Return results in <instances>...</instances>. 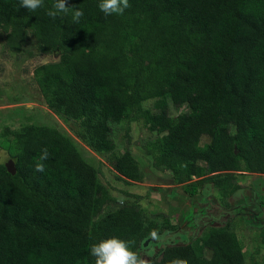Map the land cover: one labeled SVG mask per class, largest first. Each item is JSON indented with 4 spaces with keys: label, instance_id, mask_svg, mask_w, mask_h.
Masks as SVG:
<instances>
[{
    "label": "trees",
    "instance_id": "16d2710c",
    "mask_svg": "<svg viewBox=\"0 0 264 264\" xmlns=\"http://www.w3.org/2000/svg\"><path fill=\"white\" fill-rule=\"evenodd\" d=\"M53 2L29 12L0 0L5 47L21 53L33 36L40 53L60 55L35 69L41 95L54 114L79 123L78 137L120 176L143 178L131 157L116 154L115 127L139 121L172 131L143 146L176 184L197 179L191 195L211 187L229 208L243 188L238 172L264 174V0H129L123 16H105L100 0H66L83 10L78 24L71 12L49 17ZM171 105L186 109L181 120ZM13 136L16 174L0 164V264H95L91 246L111 237L135 241L142 255L156 227L145 226L136 203L105 213L115 200L70 138L35 124ZM45 148V170L36 172ZM174 258L247 264L223 227L165 247L148 264Z\"/></svg>",
    "mask_w": 264,
    "mask_h": 264
},
{
    "label": "rangeland",
    "instance_id": "374dc122",
    "mask_svg": "<svg viewBox=\"0 0 264 264\" xmlns=\"http://www.w3.org/2000/svg\"><path fill=\"white\" fill-rule=\"evenodd\" d=\"M59 59V54L40 53L33 36L21 53L9 51L0 28V164L13 160L17 152L15 132L32 124L55 128L72 140L110 191L115 202L105 213L126 201L136 203L145 226L156 227L157 233L160 231L162 239L151 237L143 244L142 256L148 262L165 247L191 243L208 229L223 227L239 239L247 264H264V174L238 172L243 188L230 200L229 208H225L227 203L222 193L211 187L198 186L197 193L191 195L188 184L197 179L176 184L169 172L154 166V158L143 146L156 136L171 137L172 131L165 132L161 128L149 131L145 123L139 121L123 122L115 127L120 133L116 154L131 157L132 169L142 170L143 178L135 182L120 176L108 157L94 153L78 137L79 123L54 114L41 95L35 69ZM170 111L181 120L186 109L179 111L171 105ZM204 141L207 142V138Z\"/></svg>",
    "mask_w": 264,
    "mask_h": 264
},
{
    "label": "clouds",
    "instance_id": "9594fccd",
    "mask_svg": "<svg viewBox=\"0 0 264 264\" xmlns=\"http://www.w3.org/2000/svg\"><path fill=\"white\" fill-rule=\"evenodd\" d=\"M19 5L29 12H35L44 6V0H19ZM130 7L129 0H100L98 4L99 10L105 16H123ZM70 12L72 23L78 24L84 15L83 10L75 6H68L66 0H54L51 9L46 14L55 19L58 15H68ZM48 157L47 149H42L39 161L35 164L36 172H44L45 164L43 161L47 160ZM151 236L154 239H162L155 231L151 233ZM134 246L135 241L133 240L111 237L93 244L90 255L95 257V264H148V261L138 251L134 250ZM168 264H188V262L185 259L174 258L168 261Z\"/></svg>",
    "mask_w": 264,
    "mask_h": 264
},
{
    "label": "water",
    "instance_id": "95a60500",
    "mask_svg": "<svg viewBox=\"0 0 264 264\" xmlns=\"http://www.w3.org/2000/svg\"><path fill=\"white\" fill-rule=\"evenodd\" d=\"M6 169L8 170L9 173H11L12 175L16 174V168H15V164L13 160H9L6 164Z\"/></svg>",
    "mask_w": 264,
    "mask_h": 264
}]
</instances>
